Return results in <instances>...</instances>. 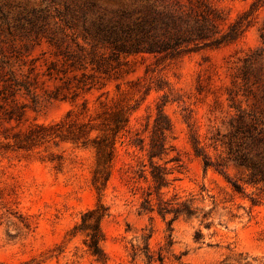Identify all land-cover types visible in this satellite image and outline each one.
<instances>
[{
  "label": "rangeland",
  "instance_id": "rangeland-1",
  "mask_svg": "<svg viewBox=\"0 0 264 264\" xmlns=\"http://www.w3.org/2000/svg\"><path fill=\"white\" fill-rule=\"evenodd\" d=\"M1 9L11 20L23 14L58 21L62 14L75 23V35L84 21L100 13L125 11L131 19L149 15L161 23L173 18L183 26L208 17L209 30L204 39L169 38L155 51L122 57L125 64L117 78L75 100L65 88L60 90L67 98L48 96L45 91H54L60 82L34 77L53 58L48 44L23 51L25 64L16 65L17 73L30 76L36 95L21 89L17 102L27 105L22 121L0 123V264H147L146 245L153 257H163L162 264H264V182H250L251 169L237 164L229 144L234 148L243 140L232 128L239 110L254 114L264 134V0H0ZM103 92L131 112L128 131L115 145L109 179L98 194L90 146L67 137L26 134L34 124L64 119L58 128L65 132L69 125L87 122L100 109L96 98ZM84 101L86 114L65 119ZM158 106L171 123L167 142L180 164L163 188L164 197L177 194L195 210L171 225L169 215L140 211L151 181L146 151L131 143L139 136L146 147ZM97 133L92 130L89 136ZM194 145L212 163L222 164L225 174L204 169ZM142 164L146 179L138 177ZM99 201L107 208L100 224L104 262L89 253L82 233H74L81 214Z\"/></svg>",
  "mask_w": 264,
  "mask_h": 264
},
{
  "label": "trees",
  "instance_id": "trees-1",
  "mask_svg": "<svg viewBox=\"0 0 264 264\" xmlns=\"http://www.w3.org/2000/svg\"><path fill=\"white\" fill-rule=\"evenodd\" d=\"M8 14L7 11L0 10V123L18 124L22 121L27 105L17 102L16 97L21 89L32 97L36 95L31 89L34 84L30 82V76L20 78L16 67L25 64L23 51L30 45L45 42L51 47L50 54L53 58L45 63V69L35 72L34 77L37 80L41 74L49 81H59L60 84L54 91L45 93L53 98L59 96L67 98L60 90L65 88L71 93L72 100H75L80 93L101 89L107 81L117 78L122 65L125 64L122 57L145 50L155 51L160 46L167 45L169 38H175V41L204 39L209 30L208 17H203L202 21H195V25L185 23L183 26L173 18L163 19L161 23H158L159 17L149 15L138 20L131 19L125 11L121 15L113 16L100 13L91 21H84L81 24L82 31L75 35L71 32L75 23L63 17L61 12H58V15L61 14L58 21L23 14L11 20ZM159 35L164 37L159 38ZM29 70L34 71L35 67H29ZM96 102L100 109L96 116L87 122L75 124V127L69 125L65 132L58 128L64 126V119L48 126L34 124L26 136L35 139H44L52 135L67 137L75 143L90 146L95 154L92 184L96 192L101 194L110 176L116 142L124 131H128L131 107H125L119 99H108L107 93L104 92L97 96ZM88 110L87 102L84 101L78 112L70 109L65 119L71 115L78 118ZM95 118L99 122L92 123ZM234 120L235 123L232 125L234 136L241 134L243 140L235 144L234 148L231 147L234 144L230 141V152L234 151L238 165L251 169L250 182L254 184L264 182V134L263 130H257L258 118L251 112L239 110ZM92 130L98 133L90 137L89 133ZM170 130L171 123L158 106L146 147L144 148L142 137H134L131 141L146 151L148 176L151 181V189L140 202V211H155L164 218L169 215L168 225L180 216L189 217L195 213L191 204L187 200H180L177 194H173L171 198L164 197L163 188L170 185L169 176L180 165L178 156L171 153L174 146L168 145L167 142V133ZM194 152L202 157L204 169L214 167L225 174V167L219 163H212L211 157L202 147L194 145ZM145 165L142 164L138 172V177L143 179L147 178ZM232 186L237 191L242 190L241 184L237 181H233ZM106 210L107 208L99 201L94 208L81 214L79 223L74 227V233L83 234V243L99 262L106 260V254L101 246L103 232L100 226ZM197 235L200 236V233ZM149 236L147 234L145 237ZM136 255L134 251L132 259H135ZM145 256L147 264H153L156 260L163 263V257L160 254L156 258L153 257L147 245Z\"/></svg>",
  "mask_w": 264,
  "mask_h": 264
}]
</instances>
